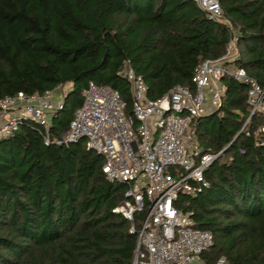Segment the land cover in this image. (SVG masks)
<instances>
[{
	"label": "trees",
	"instance_id": "obj_1",
	"mask_svg": "<svg viewBox=\"0 0 264 264\" xmlns=\"http://www.w3.org/2000/svg\"><path fill=\"white\" fill-rule=\"evenodd\" d=\"M219 3L213 18L195 0H0V97L69 84L48 127L26 119L0 139V264H132L145 212L114 211L126 185L106 177L103 155L84 137L58 139L89 79L118 90L132 112L125 60L155 98L175 84L193 87L195 65L236 35L237 63L264 83V0ZM222 78L221 104L196 119V133L204 150L227 146L205 168L208 184L174 204L213 232L207 264L220 255L224 264H264L263 119L253 113L249 133L239 131L247 86Z\"/></svg>",
	"mask_w": 264,
	"mask_h": 264
},
{
	"label": "built area",
	"instance_id": "obj_2",
	"mask_svg": "<svg viewBox=\"0 0 264 264\" xmlns=\"http://www.w3.org/2000/svg\"><path fill=\"white\" fill-rule=\"evenodd\" d=\"M195 1L209 17L221 16L219 0ZM236 42L237 36L231 35L223 54L202 58L195 65L193 87L175 84L155 98L147 95L141 73L125 60L119 73L130 84L131 113L118 90L87 80L81 104L58 139L69 143L84 137L88 147L103 155L106 177L126 185L125 198L114 211L128 219L145 212L136 229L132 264H207L201 254L213 243V232L194 226L191 211L181 210L174 200L180 192L195 195L208 184L204 170L221 150L203 149L196 119L218 110L226 90L224 75L247 86L250 113L239 131L248 134L252 114L257 113L263 120L256 130L264 132V83L237 63ZM68 88L60 83L44 92L19 90L0 97V139L13 135L26 119L48 127ZM224 262L220 255L214 264Z\"/></svg>",
	"mask_w": 264,
	"mask_h": 264
},
{
	"label": "water",
	"instance_id": "obj_3",
	"mask_svg": "<svg viewBox=\"0 0 264 264\" xmlns=\"http://www.w3.org/2000/svg\"><path fill=\"white\" fill-rule=\"evenodd\" d=\"M226 146H227V145H226ZM226 146H225V147H226ZM225 147H223V148L221 149V151H223V150L225 149ZM221 151H220V152H221Z\"/></svg>",
	"mask_w": 264,
	"mask_h": 264
},
{
	"label": "rangeland",
	"instance_id": "obj_4",
	"mask_svg": "<svg viewBox=\"0 0 264 264\" xmlns=\"http://www.w3.org/2000/svg\"><path fill=\"white\" fill-rule=\"evenodd\" d=\"M68 87V86H67ZM141 223V222H140ZM140 225V224H139Z\"/></svg>",
	"mask_w": 264,
	"mask_h": 264
}]
</instances>
